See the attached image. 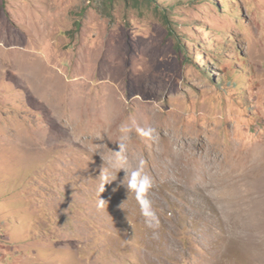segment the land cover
I'll return each instance as SVG.
<instances>
[{
	"label": "rangeland",
	"instance_id": "obj_1",
	"mask_svg": "<svg viewBox=\"0 0 264 264\" xmlns=\"http://www.w3.org/2000/svg\"><path fill=\"white\" fill-rule=\"evenodd\" d=\"M263 190L264 0H0V264H264Z\"/></svg>",
	"mask_w": 264,
	"mask_h": 264
},
{
	"label": "clouds",
	"instance_id": "obj_2",
	"mask_svg": "<svg viewBox=\"0 0 264 264\" xmlns=\"http://www.w3.org/2000/svg\"><path fill=\"white\" fill-rule=\"evenodd\" d=\"M121 133L125 135L121 136L119 142V150L113 151L115 153L114 160L109 161L110 166L118 167L119 170H124L125 176L122 183L135 194V199L140 207L141 215L145 219V224L154 230V236L156 235L155 230L160 226V220L153 208L152 201L148 197V193L153 187L152 178L144 171V161L141 160L139 163L129 172L128 170V157L126 152L125 142L129 139V133L132 131L130 127L121 126ZM155 129L151 127L140 128L136 127V132L142 136L151 138ZM103 158V156H102ZM101 183L98 188V192L101 194L105 191V185L111 183L113 180H109L106 174L101 172ZM105 201L100 199V203L103 204Z\"/></svg>",
	"mask_w": 264,
	"mask_h": 264
},
{
	"label": "bare ground",
	"instance_id": "obj_3",
	"mask_svg": "<svg viewBox=\"0 0 264 264\" xmlns=\"http://www.w3.org/2000/svg\"><path fill=\"white\" fill-rule=\"evenodd\" d=\"M237 186H238V185H237ZM254 188H255V187H254ZM252 189H253V188H252ZM233 190H234V189H233ZM244 190H245V189H244ZM255 190H256V188H255ZM259 190H260V193H261V187L259 188ZM240 191H241V190H240ZM256 191H258V190H256ZM263 191H264V190H263ZM233 193H234V192H233ZM250 193H253V191L250 192ZM254 193H255V192H254ZM237 194H238V193H237ZM244 195H246V194H244ZM258 195H259V194H258ZM232 196H233V195H232ZM234 196H235V195H234ZM241 196H242V195H241ZM260 196H261V195H260ZM236 197H237V196H236ZM238 197H239V196H238ZM251 197H252V196H251ZM239 198H240V197H239ZM234 200H235V199H234ZM234 200H233V202H234ZM261 202H262V201H261ZM261 202H260V203H261ZM228 204H229V202H228ZM232 205H233V204H232ZM258 205H259V204H258ZM258 205H257V206H258ZM254 206H255V205H254ZM255 207H256V206H255ZM230 208H231V207H230ZM256 208H257V207H256ZM254 210H255V209H254ZM256 210H257V209H256ZM235 214H236V212H235ZM238 214H239V213H238ZM263 214H264V212H263ZM229 215H230V214H229ZM251 215H252V214H251ZM258 215H259V214H258ZM246 216H247V215H246ZM254 216H255V215H254ZM252 217H253V216H252ZM235 218H236V217H234V219H235ZM243 218H244V217H243ZM249 218H250V217H249ZM259 218H261V217H259ZM263 218H264V217H263ZM246 219H247V218H246ZM250 219H251V218H250ZM257 219H258V217H257ZM238 220H239V218H238ZM242 220H243V219H242ZM244 220H245V219H244ZM253 220H255V219H253ZM256 221H257V220H256ZM259 221L262 222L260 219H259ZM234 222H235V221H234ZM237 222H239V221H237ZM241 223H242V222H241ZM241 223H240V224H241ZM255 223H256V222H255ZM255 223H254V224H255ZM257 223H259V222H257ZM262 223H263V222H262ZM237 224H238V223H237ZM263 224H264V223H263ZM241 225H242V224H241ZM253 226H254V225H253ZM256 226H257V225H256ZM260 226H262V225H260ZM234 227H235V226H234ZM236 227H237V225H236ZM242 227H243V226H242ZM262 227L264 228V226H262ZM262 227H261V229H262ZM237 228H238V227H237ZM245 228H246V227H245ZM255 228H257V227H255ZM258 228H260V227L258 226ZM235 229H236V228H235ZM239 229H240V227H239ZM261 229H260V230H261ZM257 230H258V229H257ZM260 230H259V231H260ZM243 231H244V230H243ZM245 231H247V230H245ZM252 231H253V230H252ZM252 231H251V232H252ZM261 231H262V230H261ZM238 232H239V231H238ZM248 232H249V231H248ZM254 232H255V231H254ZM257 232H258V231H257ZM232 233H233V232H232ZM252 233H253V232H252ZM259 233H260V232H259ZM230 234H231V233H230ZM235 234H236V233H235ZM235 234H233V235H235ZM244 234H245V232H244ZM246 234H247V232H246ZM255 234H257V233H255ZM260 234H261V233H260ZM238 235H239V234H238ZM253 236H254V235H253ZM255 236H256V235H255ZM258 236H260V235H258ZM261 236L264 237V235H261ZM244 237H245V236H244ZM244 237H242V238H244ZM229 238H230V237H229ZM245 238H246V237H245ZM258 238H259V237H258ZM230 239H232V238H230ZM233 239H234V238H233ZM233 239H232V240H233ZM237 239H238V238H237ZM240 239H241V238H240ZM240 239H238V240H240ZM253 239H254V238H253ZM256 239H257V238H256ZM259 239H260V238H259ZM235 240H236V239H235ZM247 240H249V239H247ZM256 241H257V240H256ZM256 241H255V242H256ZM260 241H261V240H260ZM232 242H233V241H232ZM247 242H249V241H247ZM252 242H254V240H253ZM252 242H251V243H252ZM258 242H259V241H258ZM263 242H264V241H263ZM240 243H241V241H240ZM242 243H244V242H242ZM238 244H239V243H238ZM241 245H242V244H241ZM249 245H250V244H249ZM251 245H252V244H251ZM254 245H255V243H254ZM259 246H260V245H259ZM251 247H252V246H251ZM247 248H248V247H247ZM247 248H246V249H247ZM258 248H259V247H258ZM263 248H264V247H263ZM248 249H250V247H249ZM251 250H252V252H253V248H252ZM262 250H263V249H262ZM262 250H261V251H262ZM263 251H264V250H263ZM255 254H256V253H255ZM256 255H257V254H256ZM259 255L262 256V254H259ZM260 256H259V257H260ZM263 257H264V255H263ZM258 259H259V258H258ZM261 259H262V258H261ZM261 259H259V260L261 261ZM263 259H264V258H263ZM263 259H262V260H263Z\"/></svg>",
	"mask_w": 264,
	"mask_h": 264
},
{
	"label": "trees",
	"instance_id": "obj_4",
	"mask_svg": "<svg viewBox=\"0 0 264 264\" xmlns=\"http://www.w3.org/2000/svg\"><path fill=\"white\" fill-rule=\"evenodd\" d=\"M167 22H168L167 24H168V25H170L169 21H167ZM169 27H170V29H172V27H171V26H169Z\"/></svg>",
	"mask_w": 264,
	"mask_h": 264
}]
</instances>
